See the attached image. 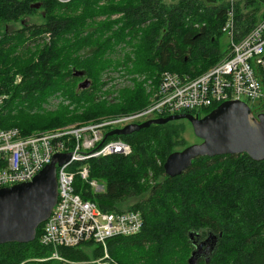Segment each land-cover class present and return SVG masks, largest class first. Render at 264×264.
I'll return each instance as SVG.
<instances>
[{
	"label": "trees",
	"instance_id": "16d2710c",
	"mask_svg": "<svg viewBox=\"0 0 264 264\" xmlns=\"http://www.w3.org/2000/svg\"><path fill=\"white\" fill-rule=\"evenodd\" d=\"M101 1L0 0V96L10 95L0 104L2 129L15 128L28 136L143 108L147 99L141 84L133 91L121 92L120 104L108 106L94 99L100 71L106 66L103 54L114 40L138 35L135 70L153 77L158 86L164 71L195 77L223 60L227 49L221 51L217 41L231 8L236 40L264 18V0H108L103 5ZM37 3L40 8L34 9ZM113 13L122 15L118 20L121 29L116 33L111 22L94 23L98 17ZM36 15L40 23L6 30L10 24ZM92 25L95 27L84 34ZM87 45L98 47L90 58L72 56ZM74 72L89 79L88 88L76 87L79 78ZM18 75L21 79L17 83ZM58 92L69 103L62 102L54 112L41 113V105ZM215 108L186 113L201 117ZM251 111L264 113V102ZM181 121L188 122L150 125L108 138L126 142L131 153L86 162L89 180L103 182L104 191L93 192L87 182L74 177V193L94 202L101 211L141 214V231L109 239V255L119 264H189L194 250L189 235L204 238L210 233L216 239L215 246L205 257H198L196 264H264V159L256 161L245 153L204 156L194 159L180 175L170 177L163 165L177 147H185ZM42 228L43 224L31 243L0 245V264H93L91 260L103 257L97 246L91 256L87 254L85 249L94 245L85 243L60 247L58 253L66 262H39L53 253L52 248L38 242Z\"/></svg>",
	"mask_w": 264,
	"mask_h": 264
},
{
	"label": "built area",
	"instance_id": "2783aa9c",
	"mask_svg": "<svg viewBox=\"0 0 264 264\" xmlns=\"http://www.w3.org/2000/svg\"><path fill=\"white\" fill-rule=\"evenodd\" d=\"M235 29L231 8L222 28L227 37V56L198 77L162 72L152 102L139 111L28 136H22L15 128L0 127V188L30 182L54 155L70 154L67 163L56 166L57 202L43 223L38 240L41 246L52 248L53 253L39 262H66L58 253L60 247L92 243L103 250L99 263L108 259L109 239L141 231L143 221L138 211L103 212L94 202L74 193L75 176L97 188L95 182L89 181L88 160L131 153L126 142L107 140L108 132L151 119L198 112L228 101H241L249 108L247 102L254 106L264 102V18L239 40L235 39Z\"/></svg>",
	"mask_w": 264,
	"mask_h": 264
},
{
	"label": "water",
	"instance_id": "95a60500",
	"mask_svg": "<svg viewBox=\"0 0 264 264\" xmlns=\"http://www.w3.org/2000/svg\"><path fill=\"white\" fill-rule=\"evenodd\" d=\"M32 7L39 9L40 4ZM73 75L83 77L82 72H74ZM89 85L90 82L84 80L78 88L86 89ZM179 120H187L195 137L202 142L173 152L166 158L163 169L170 177L180 175L191 166L194 159L204 156L245 153L256 161L264 159V113L254 116L248 105L241 101L224 102L201 118L181 113L127 125L108 132L105 138L128 135L150 125H164ZM69 159L70 154H56L50 164L30 182L0 188V245L34 241L37 228L49 218L57 202L56 166H62ZM207 235L205 243L212 236L210 233ZM189 236L190 239L194 237L192 234ZM215 243L216 239L210 247L211 251ZM199 253L200 247L196 246L188 263L196 264L198 257H201Z\"/></svg>",
	"mask_w": 264,
	"mask_h": 264
},
{
	"label": "rangeland",
	"instance_id": "374dc122",
	"mask_svg": "<svg viewBox=\"0 0 264 264\" xmlns=\"http://www.w3.org/2000/svg\"><path fill=\"white\" fill-rule=\"evenodd\" d=\"M120 1L121 0H114L115 3L120 2ZM163 1L167 2L168 0H163ZM105 3L108 4L109 1L104 0V1L100 2L101 5H103ZM121 18H122L121 14L113 13L111 15L98 17V19H96L94 21V23L98 24V23L103 22V21L104 22H111V23H113L112 24L113 25V31H114V33H116L117 30L121 29V24L118 23V20H120ZM40 22H41L40 16L36 15L33 17L25 18L23 20V22L10 24L6 27V30L8 32H12V31L19 29L22 24L29 25V24H33V23L37 24ZM90 27L94 28L95 26L94 25L87 26V29H86L84 34H87V31ZM0 28H1L0 32L3 31V25H0ZM110 33L111 32L106 34L105 37L110 35ZM137 36L138 35H135V34H134V36L126 35L124 37V39L119 41V42H116L115 40L112 41L111 46L107 47L105 49V52L103 54L102 59L106 63V66L100 71L99 81H98L99 84H98L97 90L95 91V96H94V99L96 102L105 103L108 106L120 104L121 103V95H120L121 92L133 91V89L135 88V85H139V84L142 85L143 94L145 95V97L147 99V104L143 108H145L146 106H148L152 102L155 90L157 88V83L155 84L153 77H151V76H149L143 72H138L135 70V66L138 67V65L136 64L137 63V61H136L137 57L135 55L137 47L139 45V37H137ZM42 39L40 40V43H42ZM46 42H49V41L46 40ZM217 44H218V47L221 51H226V49H227V37L225 35H222L220 38H218ZM31 48L34 49L35 45H31ZM97 48H98L97 46H92V45L88 46L87 45V46H84L83 48H81L76 54H73L72 56L74 58H78L79 60H86V59L90 58L92 53H94ZM225 56H227V55L225 54L222 59H224ZM214 65L215 64L209 66L205 71L201 72L200 74H198L195 77L202 75L203 73H205L207 70H209ZM139 67L142 68L143 65L140 64ZM187 74H189V73H187ZM20 79H21V77L19 75L16 76L17 83L20 81ZM84 80H85V78H83V77L79 78V80H77V82H76V87H78V85L81 82H83ZM75 91H76V93H79V89H77ZM9 98H10V95L0 96L1 105H3L4 101H7ZM62 102L64 104L69 103L67 100H63L62 96L58 92L55 95L50 96L41 105L40 112L41 113L45 112V111L46 112H54L58 108L59 104H61ZM247 103L249 104L251 109L254 107V105L251 104L250 102H247ZM143 108H141V109H143ZM141 109H139V110H141ZM139 110H134V111H129V112H121V113H116V114L100 115V116L93 117V118H90L87 120L76 121L74 123L64 125L61 127L36 131L30 135L41 134V133H45V132H48V131H51L54 129L68 127V126H83V125H86L89 123L99 121L101 119L118 117L121 115L130 114V113H133V112H136ZM201 117H204V116L202 115ZM179 124H182L184 127V132L181 134V136L185 141V147H177L175 149V151H180L186 147H189V146L194 145V144L199 142V140L195 137V135L193 133L191 125L188 122L181 121V123H179ZM119 128H122V126H120ZM89 181H93L97 185V188H92L91 186H89L93 190V192L99 193V192L104 191L105 185L103 182H100V181H97L94 179L89 180ZM133 202H134L133 200L129 201L128 204H131ZM95 248H96V245L91 246L89 248H86L85 252L91 256L92 252ZM106 252H107L108 259H106L105 261L99 262V263H97L98 259L91 260V263H93V264H109V263L119 264L115 259H113L109 255L108 248H106Z\"/></svg>",
	"mask_w": 264,
	"mask_h": 264
},
{
	"label": "flooded vegetation",
	"instance_id": "af4514ba",
	"mask_svg": "<svg viewBox=\"0 0 264 264\" xmlns=\"http://www.w3.org/2000/svg\"><path fill=\"white\" fill-rule=\"evenodd\" d=\"M259 114H263V112H254L253 113V115L254 116H257V115H259ZM201 118V117H200ZM199 140V139H198ZM202 141L201 140H199V142L198 143H196V144H199V143H201ZM208 235H206L204 238H199V237H193L192 239H191V242H193L192 244H193V247H194V250H195V248H196V246L198 247H200V253L198 254L199 256H203V257H205V255H208L209 253H210V247H211V245H212V243H214L215 242V238L213 237V236H211V240L209 241V242H207V243H205V240H206V237H207ZM193 250V251H194ZM192 251V252H193Z\"/></svg>",
	"mask_w": 264,
	"mask_h": 264
},
{
	"label": "bare ground",
	"instance_id": "6f19581e",
	"mask_svg": "<svg viewBox=\"0 0 264 264\" xmlns=\"http://www.w3.org/2000/svg\"><path fill=\"white\" fill-rule=\"evenodd\" d=\"M110 138V137H109Z\"/></svg>",
	"mask_w": 264,
	"mask_h": 264
}]
</instances>
